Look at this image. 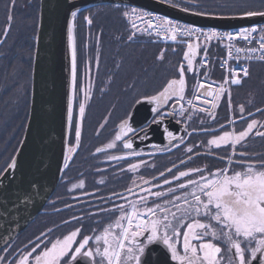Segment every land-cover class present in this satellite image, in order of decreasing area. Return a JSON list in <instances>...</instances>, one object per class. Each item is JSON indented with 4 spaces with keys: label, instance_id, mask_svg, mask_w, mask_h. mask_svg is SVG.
<instances>
[{
    "label": "snow or ice",
    "instance_id": "snow-or-ice-1",
    "mask_svg": "<svg viewBox=\"0 0 264 264\" xmlns=\"http://www.w3.org/2000/svg\"><path fill=\"white\" fill-rule=\"evenodd\" d=\"M71 10L67 27L68 48L71 54V81L68 97L67 120L73 121V96L77 88V52L74 38V21L78 12L73 0H67ZM160 3L184 13L197 16L212 15L207 11H198V4L193 0H159ZM15 0H12V8ZM120 11L121 5L116 4ZM120 15L128 22L130 32L127 41L132 42L139 35L155 36L162 41L186 43L183 60L186 62L176 69L178 76L166 81L161 89L151 94L135 93L131 106L148 104L151 106V121L141 127H134L131 122L132 113L129 112L116 126L114 137L102 147L95 149V154L105 153L108 161H125L129 173L136 174L148 162L141 157L156 155L158 152H170L168 145H156L155 150L144 153L134 147L136 141L143 143L150 139L153 125L160 126L169 118L176 119L177 124L187 123L195 112L205 113L216 119L215 109L222 96H229V111H233L230 92L225 85H240L242 78L249 76V68L242 66L243 59H259L264 61V25L242 28L235 33H220L204 31L201 28L177 23L165 16L154 15L137 7L125 5ZM241 18H264V0L260 4L249 5L239 12ZM91 26L92 15L83 17ZM13 16L11 10L7 16V26L3 28L6 38L11 30ZM258 34V35H257ZM191 37H204L205 41H224L228 43V56L235 59L237 65L231 68L230 75L224 78L215 90L211 84L198 82L194 89V98L186 99L187 83L186 71L194 73L193 61L197 57L200 44H193ZM243 40L249 45L257 46L235 47L233 41ZM99 43V38H97ZM175 51V49H173ZM202 66L207 64V48L203 49ZM163 61L164 50L156 57ZM99 58L97 57V66ZM227 64V60L223 62ZM222 64V66H223ZM117 68L120 67L118 63ZM205 76L207 73L204 74ZM112 77H109L111 81ZM135 81L130 83L125 91L135 89ZM101 92L104 89H100ZM84 100L79 103V116L75 120V145L66 146L64 163L61 172L69 167V161L77 152L82 135V120L85 115L86 103L92 95L91 84L87 88H79ZM210 98V99H209ZM196 101H200L197 104ZM187 105V108L185 107ZM210 105V108L207 107ZM246 109L239 106V120H245ZM257 113H264V109L257 108ZM254 114L247 113L248 117ZM187 117V119H183ZM108 117L105 118V124ZM225 125L219 126L221 134H215V129H201L205 133H212L206 145H192L184 148L186 159L179 164L172 163L171 167L160 171L157 176L149 179L139 176L140 183L134 178L131 186L125 189L128 195L113 192L104 199L105 207H99L96 212L89 213L87 218L111 217L109 222L102 219L94 220L101 228H92L91 234H85L84 216H73L70 221H80L81 226L62 234L55 239L50 237L53 229L41 232L34 240H30L24 248H14L11 243H5L0 249V264H264V155L250 153L247 145L250 136L264 139V123L257 119H250L246 127L236 130L237 119L230 118ZM102 124L100 127L103 128ZM164 138L172 141L179 140L180 147L184 144V136H174L167 127L162 129ZM187 131V129H185ZM191 135V133H189ZM23 144V141H21ZM204 147L200 153L196 148ZM110 150H117L120 154H109ZM214 150H221L219 155ZM19 151V150H17ZM201 155L213 156L225 163L222 168L211 169L208 166L186 167L194 157ZM132 158H141L133 162ZM17 157L13 156L7 167L0 170V182L6 174L16 169ZM182 169V170H181ZM104 181L101 180L100 183ZM85 181L73 183L74 189H83ZM37 188V182L29 186L32 192ZM135 189V191H134ZM129 195L132 199H129ZM113 198L123 201L116 204ZM50 204L54 202L49 201ZM72 205L65 204L66 209ZM57 212L61 211L56 209ZM70 221H63L66 224ZM162 257V258H161Z\"/></svg>",
    "mask_w": 264,
    "mask_h": 264
},
{
    "label": "flooded vegetation",
    "instance_id": "flooded-vegetation-1",
    "mask_svg": "<svg viewBox=\"0 0 264 264\" xmlns=\"http://www.w3.org/2000/svg\"><path fill=\"white\" fill-rule=\"evenodd\" d=\"M39 4V0H15V7L12 8V0H0V168L3 167L2 165L4 159L6 158V153L11 150L14 145H16L17 138L22 131H24V124L26 125L25 121H27L28 118L35 40L38 28ZM10 10L11 15L13 16V21L11 23L10 32L7 37L4 38L3 28L7 26V16L9 15ZM79 30L80 29L77 30L78 36L76 43L78 68L77 80L79 81L80 77L81 80L84 81L89 58L88 50L86 49L85 37L83 38L82 31ZM108 40V35H106V37L102 39L103 42L101 44L99 43L98 47H94L91 50L89 49L90 56L92 54L93 57L99 58L98 63L100 64L99 67L101 68V73L103 71L104 62H109L111 58L113 59V62L115 61V51L113 53L111 51L112 55L109 60H104L105 56H108L106 54L110 51L108 48ZM110 44L112 49L114 43ZM136 57L142 60L144 59L145 64H143V69L140 70L136 78L129 76V81L126 87L130 83H133V81H135L136 86L138 85V82L141 81L140 84H144L148 87L150 82V66L147 65V62H145L144 55L142 56L141 54H138ZM96 64L97 62L94 63L93 68H95ZM184 64L186 67L185 61ZM194 65L195 60L193 61V68ZM144 66L148 67V73H146V75L145 73L140 75L142 71H146L144 70ZM191 74L192 73H188L186 71V76H190ZM102 76V74L99 76L101 83ZM139 77H143V79H139ZM221 83L222 81H218L216 83L217 85L212 86L211 90H215ZM192 85H194V79L192 81ZM83 87L86 88L87 83L83 85ZM225 87L228 88L230 92V101L233 106V111H229V96L226 93L221 97L218 107L214 110L216 113V119L214 122L210 116L200 112H195L192 119L188 120L186 124L176 123V119H181L180 117L172 119L176 125H181L184 129H187L184 135V144H181L180 147H172V144L180 143L179 140H177L173 143L165 144L171 148L170 152H158L156 155L151 156L144 155L141 158L146 160L148 165H154V167L144 166L136 174L121 171V169H126L127 167V162L125 161H108L105 153L94 155L97 147H102L114 137L116 126L119 124L120 120L132 111L133 107H129L132 98L129 97L127 100L122 98L124 103L121 105V96H119L116 98L115 102L112 101L107 105L104 96L95 97L87 110L88 112H86V121L83 127L80 146L73 156L74 158L79 156V159L76 160L75 158L74 162H72L67 168L59 186L49 199V201L54 203L50 204L49 201L47 203V214L43 215V218L40 220L38 219V223L36 222V224H34V221L37 220L36 218L11 243L13 247L22 250L30 240H34L41 232H47L48 229H53L50 237L55 239L62 234H66L74 230L76 227H80V221H70V218L73 216H84L85 220L83 221V224L85 234H91L92 228H101L103 226L95 224L94 220L102 219L104 223H107L111 219V217L108 216L93 217L92 219L87 218L89 213L96 212L99 207L110 206V204L106 205L104 199L101 198L107 199L113 192L128 195L125 192V189L131 186L132 179L135 178L137 183H140L138 177L141 175L144 178L149 179L153 176H157L158 173L160 171H164L165 168L171 167L172 163L179 164L180 160L186 159V153L184 152L185 147L192 145H206L207 140L211 138L212 133H205L201 129H215L217 130L215 134H221L219 126L225 125L226 128H229L227 121L230 118L237 119L236 130L246 127L247 122H249L252 118L264 123V113L256 112L257 108L264 109V74L257 81V84L254 87L255 89L252 91L244 87V82L236 86L225 85ZM133 90L128 92H132L134 94L135 92ZM94 100L96 102L95 105ZM80 102L81 96L79 95L77 99L76 94L75 105ZM196 103L200 104L201 102L196 101ZM240 105H243L246 109L244 114L245 120L243 121L238 119L241 115L239 113ZM121 107H125L127 109L129 107L128 113L126 114L127 110L120 112ZM207 107L210 108V105ZM93 110L95 112H92L91 118L95 119L94 124L92 123V120H89L90 112ZM98 110L104 111V113L100 115L99 112H96ZM248 112H251L254 115L252 117H248ZM119 113H124V115L119 117ZM106 117H108V120L105 124ZM183 119H187V117H184ZM150 121L151 119H149L147 123ZM88 122H90V124H88ZM102 124L105 125L103 128L100 127ZM189 133H191V135H189ZM74 142L75 134H73L71 130L69 144L72 145ZM137 150H141L144 153H151L155 151L152 147H145ZM247 150L250 153L264 155V139L250 136ZM196 151L204 153L205 148L198 147L196 148ZM214 151L219 155H224L221 150ZM109 154L120 153L117 150H110ZM141 158H132V160L135 162V160ZM202 166H208L211 169H215L224 167L225 163L220 159H217L215 155H201L198 158L194 157L193 160L186 165V167ZM80 180L85 181V187L83 189H74L69 192L68 189L71 188V185L79 182ZM101 180L104 182L100 183ZM132 198L133 197L129 195V199ZM112 202L116 204L123 203V201L116 198H113ZM65 204L72 205V207L70 209H66ZM56 209H60L61 211L57 212ZM63 221L70 222L64 224L62 223Z\"/></svg>",
    "mask_w": 264,
    "mask_h": 264
},
{
    "label": "water",
    "instance_id": "water-1",
    "mask_svg": "<svg viewBox=\"0 0 264 264\" xmlns=\"http://www.w3.org/2000/svg\"><path fill=\"white\" fill-rule=\"evenodd\" d=\"M39 1L30 107L21 139L23 144L20 141L19 151L13 155L17 157L16 169L0 182V249L6 242L12 243L37 218L54 194L64 172L61 169L72 127L67 120L71 81L67 27L69 13L75 8H69L67 0ZM73 3L80 12L116 4L127 5L187 25L223 31L264 25V18L260 17L197 16L168 7L159 0H73ZM131 113L134 127L143 126L153 115L151 106L146 103L136 105ZM164 127L174 136L185 135L184 127L169 118L163 125H153L150 139L143 143L136 141L134 147L143 149L153 144H169L164 138ZM33 182H37V188L30 192L29 186Z\"/></svg>",
    "mask_w": 264,
    "mask_h": 264
},
{
    "label": "trees",
    "instance_id": "trees-1",
    "mask_svg": "<svg viewBox=\"0 0 264 264\" xmlns=\"http://www.w3.org/2000/svg\"><path fill=\"white\" fill-rule=\"evenodd\" d=\"M193 3L199 5V8L197 9L198 11H207L209 13H212V15H218V16H231V15H239V12L249 5H259L260 0H193ZM122 10H123V7H121L120 11ZM120 11H118L115 6H105V7H98L95 9H91L85 12L78 13L77 18L74 21V34H75L76 43H77V36H78L77 30L80 29L82 31L83 38L85 37L87 33H88L87 35L91 37V39L89 40V42H91V48L98 47L99 43L101 44L103 42L102 39H104L106 35H108V37L113 35L116 37V39L113 42H118L119 46L121 47L120 50L122 49V47L123 48L129 47L130 49L135 50L137 53L141 54L142 56L144 55L145 61H148L147 65L150 66V73H149L150 82H149L148 87H146V85L144 84H142L141 86L137 85L135 87V90L133 91L135 93H141L140 89L146 87L148 90L145 91L144 93L151 94L154 91L161 89L168 79L173 78V76H178L176 69L180 66L181 63H184L183 56H182L184 54V48L182 46L166 47L165 48L166 50L164 51L163 61H158L156 57L160 55V52L162 50L161 48H163L162 46L151 44L150 42H148L147 40L141 37H137L132 42L127 41V36L130 31L128 30L125 24L124 18L120 15ZM90 14L92 15V19H93V23L91 27L83 19L84 16L90 15ZM97 38H99V43H97ZM118 44H116V46ZM143 46L147 48H145V50L142 51ZM114 47H115V44L113 48ZM108 48L111 50V44L109 43V40H108ZM173 49H175V51H173ZM221 53H222L221 49L217 45L211 46L210 65L208 68V74L205 79L213 83L222 81V75L218 69V59L221 56ZM88 58H89L90 66L94 70L96 66L95 68H93V66H94V63L97 62V57L95 58L91 54V56L89 55ZM105 58H107V56H105ZM105 63L106 62L103 63L104 69L106 65L112 66V64H108V61L106 64ZM258 67L259 68L253 72V75L251 77L252 79L255 78V82H257L264 74V68H262L261 66H258ZM190 77H191V80H190ZM251 78L249 79L251 80ZM189 80L191 81L189 82L190 84L188 83ZM89 81L90 82L87 84V87L89 86V84H91V81H94L93 73L89 77ZM192 81H193V75L186 76V83H187L186 94H190L191 92ZM245 82H244V87H246L248 90L252 91L255 89L254 88L255 86L251 87V83L249 82L245 83ZM94 83L96 82L94 81ZM102 84H99V86ZM97 85L93 84L91 86L92 95L90 97L91 98L90 104L95 97L105 95V93L107 92V91L106 92L103 91L101 94L98 93L97 87L99 86ZM144 93H141V94H144ZM23 133L24 131H22V133L17 138L16 145H14V147L6 153V158L4 159V162L2 165L3 167H1L0 170H3L4 168H6L7 164L10 162L11 158L16 152V149L22 139ZM75 158L73 157V159L69 163V166L72 162H74ZM78 159H79V156L76 158V160ZM66 170L67 169L64 170L63 177H64ZM47 206L48 204H46L42 212L38 215L37 220L34 221V224H36V222L38 223V219L39 220L42 219L43 215L47 214L46 212Z\"/></svg>",
    "mask_w": 264,
    "mask_h": 264
},
{
    "label": "rangeland",
    "instance_id": "rangeland-1",
    "mask_svg": "<svg viewBox=\"0 0 264 264\" xmlns=\"http://www.w3.org/2000/svg\"><path fill=\"white\" fill-rule=\"evenodd\" d=\"M258 6V5H257ZM112 12H113V10H112ZM115 12V11H114ZM86 34V33H85ZM119 35V34H118ZM121 35V34H120ZM109 38V43H112L115 39H116V37L115 36H109L108 37ZM91 39V37H89L87 34L85 35V41H86V49L88 50V56L90 55L89 53V49L91 50L92 48H91V42H89V40ZM114 44H115V47L114 48H112L110 51H109V53L108 54H106V55H108L107 56V58H104V60L106 61V59H108L109 58V56H111L112 54H111V51H112V53L115 51L116 52V54H114L115 55V61L113 62V59L111 58L110 60H109V62H108V64H112V65H114V66H110V65H106V67H105V69L103 68V71H102V73H101V68L99 67L100 66V64L98 63V66L96 65V68L93 70L92 69V67L90 66V64H89V62L87 63V71H86V76L84 77V81L83 80H81V78L79 77V81L77 80V88H76V93L74 94L75 95V99H74V107H73V122H72V127H71V130H72V133L73 134H75V120L78 118V116H79V104L77 103L76 105H75V101H76V94H77V99H78V97H79V95L81 96V101L82 100H84L83 99V95H82V93H80L79 92V88L81 87V85L83 86V85H85L86 83L88 84L90 81H89V77L92 75V73L94 74V81L96 82V83H94V81H91V86L94 84V85H97V84H102V85H97V86H99V87H97L98 89H97V91H98V93H102L101 91H100V89H104V92H106L105 93V95H102V96H104V98H105V102H106V104L108 105V103H110V102H112V101H116V98L117 97H119V96H121L120 97V103H121V105L124 103L123 101H122V98H124L125 100H127V99H129V97L130 98H132L131 96L133 95V93L132 92H126L125 91V89L127 88L126 87V85L128 84V81H129V76H133L134 78H136L137 77V75L139 74V72H140V70L141 69H143L142 68V66H143V64H145L144 63V59L142 60V59H140V58H137L136 56L139 54V53H137L135 50H132V49H130L129 47H122V49L120 50V46H119V44H118V42H113ZM116 44H118L117 46H116ZM145 48H147V47H145V46H143L142 47V51L143 50H145ZM162 50H166L165 48H161ZM182 49V48H181ZM180 49V50H181ZM161 50V51H162ZM161 53V52H160ZM118 58V59H117ZM145 62H147L148 63V61H145ZM120 64V67L119 68H117L116 67V65L117 64ZM149 66V65H148ZM258 66H261L262 68H264V65H262V64H251L250 66H249V69H250V78L252 77V75H253V72L256 70V69H258L259 67ZM148 67L147 66H144V70H146L145 72L144 71H142L141 73H140V75L141 74H144L145 73V75H146V73H148V70L149 69H147ZM93 70V71H92ZM103 75L102 76V78H101V80H102V83L100 82V78H99V76L100 75ZM109 77H112V79H111V81H109ZM139 79H143V77H139ZM250 79H248L246 82H249V83H251V87H254V86H256V84H257V82H255V78H251V80L249 81ZM82 81V82H81ZM83 82H84V84H83ZM100 82V83H99ZM104 82H105V84H104ZM191 82V81H190ZM245 82V83H246ZM141 83V81L140 82H138V85H142V84H140ZM143 87V86H142ZM193 89V88H192ZM148 89L145 87V88H141L140 89V91H141V93H144L145 91H147ZM79 94V95H78ZM186 95H188V96H186V99H191L192 97H193V93H191L190 92V94H186ZM98 97V96H97ZM90 100H91V98L90 99H88V100H86L85 101V103H86V108H85V115H84V117H83V120H82V132H83V127H84V123H85V121H86V115H87V113L86 112H88L87 110H88V108H89V106H90ZM95 100H94V105H95ZM131 104H132V100L130 101V104H129V107L131 106ZM129 107H128V109L127 108H125V107H121V110H120V112L121 111H126L127 110V112H126V114L128 113V111H129ZM75 108V109H74ZM92 112L94 113L95 111L93 110V111H91L90 112V116H89V120H92V123L94 124V121H95V119H92L91 117V114H92ZM96 112H99V114L101 115V114H103L104 113V111H96ZM124 115V113L123 114H121V113H119V117H121V116H123ZM88 124H90V122H88ZM84 134H85V132H84ZM81 138H82V135H81ZM72 145H74V143L72 144Z\"/></svg>",
    "mask_w": 264,
    "mask_h": 264
},
{
    "label": "built area",
    "instance_id": "built-area-1",
    "mask_svg": "<svg viewBox=\"0 0 264 264\" xmlns=\"http://www.w3.org/2000/svg\"><path fill=\"white\" fill-rule=\"evenodd\" d=\"M154 15H155V14H154ZM125 22H126L128 28H129V30H130V26H129L128 22H127V21H125ZM176 22H177V21H176ZM177 23H179V22H177ZM180 24H182V23H180ZM183 25H185V24H183ZM187 26H189V25H187ZM191 27H193V26H191ZM257 27H259V26H257ZM196 28H198V27H196ZM201 29H202V28H201ZM203 30H204V31L212 30V31L220 32V33H235V32H237V31H239V30H234V31H220V30L210 29V28L203 29ZM257 35H258V34H257ZM139 36H143V37H145L146 39H149L150 41H152L153 43H157V44H161V45H178V44H186V43H181V42H179V41H177V42H175V43L170 42V41H167V42H166V41H162V40H159L158 38H156L155 36H153V37H149V36H146V35H139ZM190 41H197V39H196V37H191V38H190ZM197 42H203V43L206 44V46H207V45H210V44H218V45H219V47H220V48L222 49V51H223V55L220 57V59H219V63H218V65H219V69H220V71L222 72L224 78H225L226 76H229V75H230V71H229V70H230L231 68L236 67V65H237V60L234 58V57H235V52H234V50H233V57H229V56H228V43H229V42H228L227 40H224V41H218V40L205 41V38H204V37H200L199 41H197ZM233 44H234L235 47H242V48H244V47H249V46H257V45H255L254 43L251 44V45H249L247 42H245V41H243V40H239V39L236 40V41H233ZM206 48H207V47H206ZM202 59H204V51H202V57H201L200 61H201ZM208 59H209V53H208V48H207V64H206V66L208 65ZM225 60H227V64H223V62H224ZM239 63H240L242 66H246V67L249 68V66H250L251 64H264V61H261V60H259V59L246 60V59H243V54H241V59H240ZM222 64H223V66H222ZM206 66H202L201 63H199L198 68H197V75L200 73V71L202 70V68H204V67H206ZM246 78H248V77H246ZM246 78H242V80H244V79H246ZM185 107L187 108V105H185Z\"/></svg>",
    "mask_w": 264,
    "mask_h": 264
}]
</instances>
